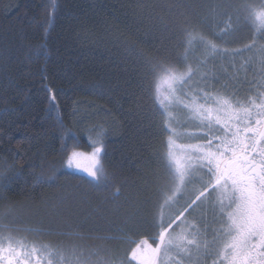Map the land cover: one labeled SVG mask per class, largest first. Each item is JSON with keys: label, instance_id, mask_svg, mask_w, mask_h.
Instances as JSON below:
<instances>
[{"label": "trees", "instance_id": "16d2710c", "mask_svg": "<svg viewBox=\"0 0 264 264\" xmlns=\"http://www.w3.org/2000/svg\"><path fill=\"white\" fill-rule=\"evenodd\" d=\"M244 2L0 0V230L9 225L14 236L56 249H106L116 261L131 260L129 239L155 246L158 204L169 183L168 132L147 60L183 70L188 27L220 49H243L254 37L239 19ZM229 16L235 30L224 36ZM256 55L206 56L200 49L188 60L197 69L189 87L241 100L255 95L259 65L245 62ZM176 114L178 131L199 133L185 112ZM99 126L107 129L106 185L66 166L71 151H91L89 137ZM69 129L78 143L61 139ZM188 141L204 142H179ZM204 180L203 172L193 175L165 208V219L183 212L203 240L220 227L203 197L195 212L187 208Z\"/></svg>", "mask_w": 264, "mask_h": 264}, {"label": "snow or ice", "instance_id": "6c2138e0", "mask_svg": "<svg viewBox=\"0 0 264 264\" xmlns=\"http://www.w3.org/2000/svg\"><path fill=\"white\" fill-rule=\"evenodd\" d=\"M241 11L239 19L254 33L252 42L243 49L233 52L220 49L202 32L188 27L184 30L183 70L168 61L147 60L153 74L154 96L168 132L165 169L169 183L162 189L158 204L155 246L147 239L139 242L129 239L127 242L135 245L131 249V260L125 257L116 261L106 249L85 252L76 246L56 249L28 242L14 236L10 226L4 225L0 230V264H131L132 261L137 264H199L202 255L211 259L212 264H264V43L257 42L264 41V0L258 3L245 0ZM234 30L229 16L221 33L227 36ZM200 49L205 50L206 56L255 52L256 58L250 57L245 62L259 65L260 80L255 95L241 100L234 95L210 94L202 88H190L197 69L188 60ZM200 63L206 64V59ZM177 109L196 123L199 133L177 130L174 126L180 123ZM95 132V138L89 137L91 151H71L66 166L86 172L97 185H106L109 177L103 161L107 129L99 126ZM182 138L204 142H178ZM61 139L66 143L79 142V136L70 129L62 133ZM4 163L7 165V161ZM200 172L207 180L187 208L204 197L201 203H211L218 212L220 227L211 244L199 239L200 229L182 218L183 212L165 219V208L175 201L190 178ZM119 194L117 188L115 195ZM199 207L197 204L192 211ZM174 224L178 231L173 230Z\"/></svg>", "mask_w": 264, "mask_h": 264}, {"label": "rangeland", "instance_id": "374dc122", "mask_svg": "<svg viewBox=\"0 0 264 264\" xmlns=\"http://www.w3.org/2000/svg\"><path fill=\"white\" fill-rule=\"evenodd\" d=\"M179 142V141H178ZM185 143H197L196 141H188V142H185ZM85 163H86V161H85ZM69 168V167H68ZM69 169H71L72 171H74V172H76V173H78V174H81V175H83V176H87V177H89L88 176V174L86 173V172H83V171H79V170H77V169H75V168H69ZM196 176H199V173H197L196 174ZM177 194H179V193H177ZM211 196H214V194H211ZM203 200H204V197H203ZM211 204V203H209V202H207V201H205L204 203H201V204ZM173 230H175L174 228H173ZM176 231H178V229H176ZM200 239V238H199ZM212 239H213V237H209V238H206V239H204V241L205 242H207V243H209V244H211V241H212ZM201 240H203V239H201ZM211 259H209V258H207V257H205V256H201L200 258H199V264H207V263H209V264H211Z\"/></svg>", "mask_w": 264, "mask_h": 264}]
</instances>
